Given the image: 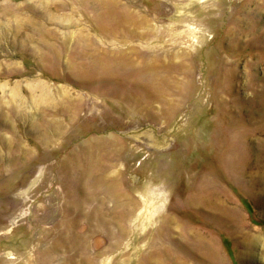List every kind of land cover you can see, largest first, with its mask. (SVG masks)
Masks as SVG:
<instances>
[{
	"label": "rangeland",
	"instance_id": "rangeland-1",
	"mask_svg": "<svg viewBox=\"0 0 264 264\" xmlns=\"http://www.w3.org/2000/svg\"><path fill=\"white\" fill-rule=\"evenodd\" d=\"M0 264H264V0H0Z\"/></svg>",
	"mask_w": 264,
	"mask_h": 264
},
{
	"label": "bare ground",
	"instance_id": "bare-ground-1",
	"mask_svg": "<svg viewBox=\"0 0 264 264\" xmlns=\"http://www.w3.org/2000/svg\"><path fill=\"white\" fill-rule=\"evenodd\" d=\"M139 23V24H138ZM134 25L136 28H150L149 25L146 23V20L144 19H139L134 22ZM134 27V28H135ZM134 35V34H133ZM145 35V34H144ZM144 35H140V37H143ZM128 36V35H127ZM126 36V37H127ZM125 37V36H124ZM137 38V37H136Z\"/></svg>",
	"mask_w": 264,
	"mask_h": 264
}]
</instances>
